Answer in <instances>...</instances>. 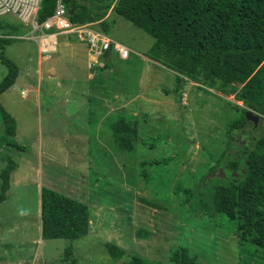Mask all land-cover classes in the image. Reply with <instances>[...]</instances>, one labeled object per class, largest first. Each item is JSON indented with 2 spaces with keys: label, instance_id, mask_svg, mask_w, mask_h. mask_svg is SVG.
Masks as SVG:
<instances>
[{
  "label": "rangeland",
  "instance_id": "374dc122",
  "mask_svg": "<svg viewBox=\"0 0 264 264\" xmlns=\"http://www.w3.org/2000/svg\"><path fill=\"white\" fill-rule=\"evenodd\" d=\"M106 17L108 37L130 50L127 59L113 55L106 69H101L104 59L90 63L85 54L86 63L82 45L71 60L62 47L70 39L66 36H59L57 50L46 59L19 23L14 33L0 32L12 35L4 54L19 69L13 85L0 94V104L15 119V139L24 147L0 145V170L6 154L16 163L0 203V264H60L70 240L41 238V187L88 206L89 233L71 242L75 264H127L133 255L171 264L169 256L178 247L188 248L198 264H239L243 251L257 247L245 243L244 250L225 217L204 214L193 220L183 189L217 171L207 173L225 147H237L226 140L225 124L249 108L234 93L188 79L173 91L177 72L148 56L154 39L114 12ZM6 72L0 62V81ZM232 87L238 91L241 85ZM119 114L136 116L145 125L141 137L155 141L154 147L119 150L109 129ZM262 134L260 117L256 126L248 121L231 138L243 145ZM152 160L165 163L151 165ZM107 242L123 255L112 257ZM263 257L259 250L252 261L264 264Z\"/></svg>",
  "mask_w": 264,
  "mask_h": 264
},
{
  "label": "trees",
  "instance_id": "16d2710c",
  "mask_svg": "<svg viewBox=\"0 0 264 264\" xmlns=\"http://www.w3.org/2000/svg\"><path fill=\"white\" fill-rule=\"evenodd\" d=\"M60 1L71 22L95 23L97 30L107 36L109 11L150 35L154 43L148 56L177 72L173 91L180 89L184 79L208 88L217 86L225 94L234 93L236 100L243 101L244 106L264 118V0ZM56 3L57 0H41L38 20L51 15ZM16 27L0 22V32L9 29L14 33ZM7 36L0 35V62L7 69L0 81V94L13 85L19 74L17 64L4 54L5 47L13 41L12 35ZM103 59L101 69H106L111 65L108 53ZM235 84L241 85L238 91L232 87ZM245 112L241 109L240 117L225 124L226 140L236 143L237 147H225L208 167L207 173L218 169L220 174L214 178L202 174L192 186L184 188L183 203L193 220L207 214L231 221L239 245L244 250L245 243L257 247L245 251L248 254L243 251L239 264H261L258 259L252 261V257L259 250L264 252V134L250 137L243 145L231 138L234 130H242L248 124ZM0 121L3 125L0 145L24 150L15 139L16 121L1 104ZM109 129L114 144L121 151L132 153L136 144L154 147L155 141L147 142L141 137L145 125L136 116L127 118L119 114L113 118ZM3 159L6 164L0 170V203L7 198L10 178L16 168L9 154ZM141 164L145 165L146 161ZM146 203L155 205L147 200ZM90 218L88 206L79 199L51 188H40L41 238L70 240L59 259L60 264L77 263L71 242L89 233ZM106 246L112 257L123 255V250L115 243L107 242ZM168 260L171 264H198L197 256L184 247L174 249ZM127 264L157 263L133 255Z\"/></svg>",
  "mask_w": 264,
  "mask_h": 264
},
{
  "label": "built area",
  "instance_id": "2783aa9c",
  "mask_svg": "<svg viewBox=\"0 0 264 264\" xmlns=\"http://www.w3.org/2000/svg\"><path fill=\"white\" fill-rule=\"evenodd\" d=\"M41 0H0V22L19 23L27 32L26 38L36 43L40 57L50 59L57 50L59 36L70 37L87 47L90 63H98L104 55L114 52L120 59H127L130 50L110 39L92 26L93 23H73L67 16L64 5L57 0L55 9L46 19L38 20ZM10 17L6 19V17ZM17 22V23H16ZM12 37V36H11ZM110 52V53H109Z\"/></svg>",
  "mask_w": 264,
  "mask_h": 264
},
{
  "label": "crops",
  "instance_id": "0c3cea01",
  "mask_svg": "<svg viewBox=\"0 0 264 264\" xmlns=\"http://www.w3.org/2000/svg\"><path fill=\"white\" fill-rule=\"evenodd\" d=\"M67 37V36H66ZM68 38H70V37H68ZM73 40V41H72ZM118 43V42H117ZM80 44V45H79ZM120 44V43H119ZM83 47H85V49H86V51L82 54V57L83 56H85L86 57V55H87V57L89 58V54H88V50H87V47L84 45V44H82V43H80V42H78V41H76V40H74V39H72V38H70L69 40L67 39L65 42H63V48H65L64 49V52H67L68 54V56L71 58V60H75L76 58H75V54H81V51H83L82 50V46ZM78 52V53H77ZM86 54V55H85ZM57 57H63L62 56V54L60 55V56H57ZM86 57V63H87V61H88V58ZM113 57V56H112ZM73 58H75V59H73ZM111 58V57H110ZM110 58H109V61H110ZM103 60V59H102ZM90 62V61H89ZM49 70H53V68L50 66L49 67Z\"/></svg>",
  "mask_w": 264,
  "mask_h": 264
},
{
  "label": "water",
  "instance_id": "95a60500",
  "mask_svg": "<svg viewBox=\"0 0 264 264\" xmlns=\"http://www.w3.org/2000/svg\"><path fill=\"white\" fill-rule=\"evenodd\" d=\"M244 115H245V118H246L247 121H251L252 122L253 126H256L258 124L260 116H259V114L255 113L253 110H250V109L246 110ZM219 174H220L219 170H217L213 174H211L209 176V178L217 176Z\"/></svg>",
  "mask_w": 264,
  "mask_h": 264
}]
</instances>
